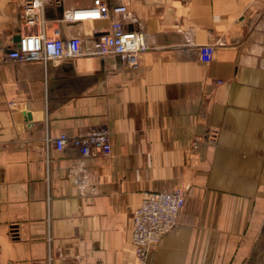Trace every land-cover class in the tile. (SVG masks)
<instances>
[{
    "label": "crops",
    "instance_id": "0c3cea01",
    "mask_svg": "<svg viewBox=\"0 0 264 264\" xmlns=\"http://www.w3.org/2000/svg\"><path fill=\"white\" fill-rule=\"evenodd\" d=\"M25 0H0V264H136L146 193L185 191L148 264H264V0H103L150 49L44 64L8 58ZM93 0H51L43 17L84 46L109 20H64ZM215 43L209 63L199 48ZM106 125L112 154L52 139Z\"/></svg>",
    "mask_w": 264,
    "mask_h": 264
},
{
    "label": "built area",
    "instance_id": "2783aa9c",
    "mask_svg": "<svg viewBox=\"0 0 264 264\" xmlns=\"http://www.w3.org/2000/svg\"><path fill=\"white\" fill-rule=\"evenodd\" d=\"M123 3L128 0H121ZM188 4L191 0H181ZM51 0H25L22 19L33 32L21 36L15 48L8 51V58L17 62L39 61L44 64L67 61L78 57L109 56L120 58L124 66L135 68L140 56L150 49L147 36L142 31L127 30L123 17L127 15V5L109 7L103 0H93L92 7L73 9L65 12L64 20L93 21L109 20L107 31L95 37L92 44L84 46L79 37L63 39L58 28L45 26L43 12ZM215 43L199 48L200 60L212 61ZM57 152L76 148L84 158L112 153L110 131L106 125L93 126L79 136L59 134L52 139ZM185 204V191L178 188L170 193H146L141 205L134 211L132 231L136 264H148L152 248L159 244L177 225L178 216ZM1 255V250H0Z\"/></svg>",
    "mask_w": 264,
    "mask_h": 264
},
{
    "label": "bare ground",
    "instance_id": "6f19581e",
    "mask_svg": "<svg viewBox=\"0 0 264 264\" xmlns=\"http://www.w3.org/2000/svg\"><path fill=\"white\" fill-rule=\"evenodd\" d=\"M112 154V153H111ZM99 155V154H98ZM96 156V155H95ZM110 156V155H109ZM92 157V156H91ZM87 158H89V157H87ZM132 244H133V238H132ZM133 246H134V244H133ZM134 252H135V246H134ZM135 257H136V254H135Z\"/></svg>",
    "mask_w": 264,
    "mask_h": 264
},
{
    "label": "water",
    "instance_id": "95a60500",
    "mask_svg": "<svg viewBox=\"0 0 264 264\" xmlns=\"http://www.w3.org/2000/svg\"><path fill=\"white\" fill-rule=\"evenodd\" d=\"M20 40V39H19Z\"/></svg>",
    "mask_w": 264,
    "mask_h": 264
}]
</instances>
